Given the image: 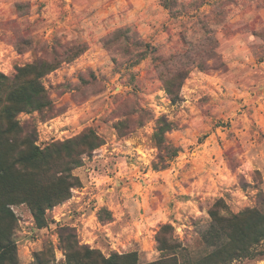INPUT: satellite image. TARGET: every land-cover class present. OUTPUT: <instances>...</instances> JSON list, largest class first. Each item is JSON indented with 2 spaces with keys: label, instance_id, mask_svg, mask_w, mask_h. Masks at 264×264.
I'll return each mask as SVG.
<instances>
[{
  "label": "clouds",
  "instance_id": "9594fccd",
  "mask_svg": "<svg viewBox=\"0 0 264 264\" xmlns=\"http://www.w3.org/2000/svg\"><path fill=\"white\" fill-rule=\"evenodd\" d=\"M5 108L51 196L0 264H194L264 216V0H0ZM225 264H264V236Z\"/></svg>",
  "mask_w": 264,
  "mask_h": 264
},
{
  "label": "trees",
  "instance_id": "16d2710c",
  "mask_svg": "<svg viewBox=\"0 0 264 264\" xmlns=\"http://www.w3.org/2000/svg\"><path fill=\"white\" fill-rule=\"evenodd\" d=\"M3 111L7 114V121L0 118V247L12 249L15 246L11 235L18 225L13 206L27 204L37 225L45 227L41 219L42 212L38 214V209L42 202L50 198L51 193L41 186L37 172L28 171L29 168H39L40 165L36 163L35 152L21 147L31 144L30 136L21 139L20 135L27 125L21 128L18 122H13L14 113L11 109L5 108ZM49 162V157H42L43 165L46 166ZM241 215L242 218L235 221L221 220L207 232L205 243L214 250L210 254L201 255L194 264H225V260L235 254L242 241L254 236H264V216ZM224 236L232 240L231 247L223 243ZM35 258L36 264H44L39 254ZM113 264H120L119 257L114 255Z\"/></svg>",
  "mask_w": 264,
  "mask_h": 264
},
{
  "label": "rangeland",
  "instance_id": "374dc122",
  "mask_svg": "<svg viewBox=\"0 0 264 264\" xmlns=\"http://www.w3.org/2000/svg\"><path fill=\"white\" fill-rule=\"evenodd\" d=\"M170 4L173 7V9L176 8V0H170ZM188 7L189 6H183L180 11H175L174 10L173 11V15H180L181 12H183L184 14H186L187 11H188ZM13 209H14L17 217H18V225L16 227V230L19 233L24 234L25 236H27V234L30 233V232H33L34 229L42 228V227H39L37 225L36 220H35L32 212H31V210H30V208L28 207L27 204L14 205L13 206ZM17 239H20V236H17ZM31 242L33 244L36 243V236L35 235H32ZM41 247H43V245H41ZM208 247L209 248H212L210 246H208ZM25 251H26V253L28 255H30V256L33 257L34 264H36L35 263V256L38 253L33 248H26ZM30 263H33V261H29V264Z\"/></svg>",
  "mask_w": 264,
  "mask_h": 264
}]
</instances>
